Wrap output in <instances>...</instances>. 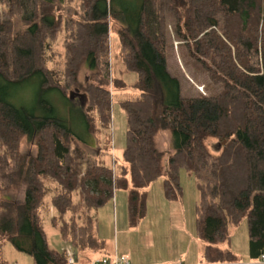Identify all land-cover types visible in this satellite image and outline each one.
Segmentation results:
<instances>
[{
	"label": "trees",
	"instance_id": "16d2710c",
	"mask_svg": "<svg viewBox=\"0 0 264 264\" xmlns=\"http://www.w3.org/2000/svg\"><path fill=\"white\" fill-rule=\"evenodd\" d=\"M67 1L0 0V237L32 255L35 264H68L67 251L48 241L43 212L50 213L51 202L57 211L52 222L79 262H84L80 252L99 250L101 256H111L96 234L91 208L126 188L130 221L136 225L147 212L146 187L162 176L166 196L179 199L180 169L186 167L196 175L200 191L197 233L205 242L204 258L239 259L223 244L244 216L250 255L261 256L264 0H186L183 8L174 0H78L75 16L62 11ZM168 9L175 10L177 35L220 83L218 92L182 94L179 76L168 69ZM16 16L25 25L19 31ZM63 30L64 77L48 65L47 55ZM112 30L120 37L123 61L138 74L134 86L140 90L139 96L121 101L128 118L127 144L115 173L110 164L89 162L80 145L91 144L99 132L104 147H111L113 98L106 85ZM82 65L97 82L82 83ZM35 82L33 99H18V91ZM73 86L87 91H82L81 102L68 91ZM164 133L171 136V149L158 145ZM22 138L36 146L35 153L21 151ZM211 138L226 142L211 147ZM75 162L86 164L85 170H75ZM18 189L23 198L9 193ZM77 193L81 203L73 198ZM79 206L85 208L88 224L78 221ZM0 264H9L2 252Z\"/></svg>",
	"mask_w": 264,
	"mask_h": 264
},
{
	"label": "rangeland",
	"instance_id": "374dc122",
	"mask_svg": "<svg viewBox=\"0 0 264 264\" xmlns=\"http://www.w3.org/2000/svg\"><path fill=\"white\" fill-rule=\"evenodd\" d=\"M185 2L186 0L173 1L174 5L180 8H183ZM76 8H78V0H71L64 4L62 11L65 14L75 16ZM175 19V10H166L168 69L179 76L182 94L194 95L200 92H218L221 89L220 83L211 79L210 74L203 68L201 61L192 55L184 40L177 35L174 25ZM13 21L15 31L25 28L24 22L19 17H14ZM112 22L113 25H118L116 21L112 20ZM65 34V30L61 31L58 38L51 43V47L47 50V55L50 56L48 65L57 68V71L63 77L66 61ZM109 40L110 75L109 83L106 86L110 89L113 98L111 127L109 126L112 135L111 147L108 149L104 147V143L98 139L99 132H94L91 144L80 143V145L85 150L89 162L97 163L98 161L99 163L110 164L114 166L115 173V170L117 172L120 170L119 163L123 162L122 153L127 144L128 118L121 101L137 97L140 90L134 86V82L138 78L137 72L130 70L123 61L120 37L117 32L112 30ZM79 79L83 84H86L87 81H98L94 78L90 68L85 65L80 67ZM116 83H119L120 86ZM36 87L38 86L35 82L22 88L18 91V99L32 100ZM68 91L74 95L73 98H76L78 102H81L82 91L87 92L83 86H73ZM52 97L57 101L55 97L58 96L52 95ZM88 102L87 97L83 106L87 107ZM94 112L92 114L98 117V113L95 114ZM159 137L158 145L161 149L172 148L169 133L160 134ZM209 142L213 147L218 140L211 138ZM20 148L23 152L35 153L36 151V146L27 138H22ZM163 163L166 167L168 164L167 154L164 155ZM85 165L81 162H75L73 168L83 172ZM180 183L182 185V196L179 199H169L165 193L164 177L155 178L146 187V215L136 225L130 221L129 190L126 188L116 189L114 196L104 205L96 209L91 208L90 212L95 215L93 217L95 218L97 236L106 241L107 249L110 252L117 251L119 254H125L134 264L137 262L144 264H264V262L255 260L256 258L254 259L250 255V229L247 216H244L235 227H232L229 241L223 244V246H230L235 252H238L239 260L227 263L208 262L203 255L205 242L199 238L197 233V206L200 201L197 177L194 173L188 171L186 167H182L180 169ZM9 193L18 195L19 198L24 197L22 189L11 190ZM78 195L77 193L73 196L76 203L80 201ZM49 204L50 213L43 212V215H45L44 226L50 246L66 250L67 255L69 250L74 253V248L63 240L58 232V226L53 224L51 218L57 211L51 202ZM80 207L82 206H79L75 213L76 215L81 214L78 221L88 224L85 208ZM71 214L72 211H69L68 215ZM2 241L4 240L0 237V252L9 264L16 261L18 264H35L32 255L18 250L9 240ZM80 254L81 256L85 255L84 252H80ZM91 260L89 258L84 262L89 263Z\"/></svg>",
	"mask_w": 264,
	"mask_h": 264
},
{
	"label": "built area",
	"instance_id": "2783aa9c",
	"mask_svg": "<svg viewBox=\"0 0 264 264\" xmlns=\"http://www.w3.org/2000/svg\"><path fill=\"white\" fill-rule=\"evenodd\" d=\"M70 249V248H69ZM259 261L264 262V253L258 258ZM68 264H134V262L125 254H114V255H104L95 257L91 262H79L72 251L69 250L68 253Z\"/></svg>",
	"mask_w": 264,
	"mask_h": 264
},
{
	"label": "crops",
	"instance_id": "0c3cea01",
	"mask_svg": "<svg viewBox=\"0 0 264 264\" xmlns=\"http://www.w3.org/2000/svg\"><path fill=\"white\" fill-rule=\"evenodd\" d=\"M108 248V247H107ZM108 251V253H110L111 255H114V254H116V253H118L117 251L116 252H110L109 251V249H107ZM237 254H238V252H236ZM101 254H103V252H99V250L97 251V250H92V251H87L86 253H85V255H82L83 256V261H86L87 259H93V258H95V257H99V256H101ZM119 254V253H118ZM255 259V258H254ZM239 260V259H238ZM255 260H257V259H255ZM235 261H237V260H235ZM208 262H210V261H208ZM227 262H233V261H225V262H222V263H227ZM136 263V262H135ZM211 263H215V262H211ZM136 264H144V263H142V262H137Z\"/></svg>",
	"mask_w": 264,
	"mask_h": 264
},
{
	"label": "water",
	"instance_id": "95a60500",
	"mask_svg": "<svg viewBox=\"0 0 264 264\" xmlns=\"http://www.w3.org/2000/svg\"><path fill=\"white\" fill-rule=\"evenodd\" d=\"M225 142H226V140H224L223 142H218L217 143V148H220L222 146V144L225 143Z\"/></svg>",
	"mask_w": 264,
	"mask_h": 264
}]
</instances>
